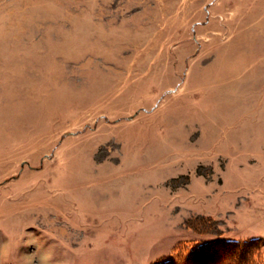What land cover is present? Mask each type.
Returning <instances> with one entry per match:
<instances>
[{"label":"rangeland","instance_id":"1","mask_svg":"<svg viewBox=\"0 0 264 264\" xmlns=\"http://www.w3.org/2000/svg\"><path fill=\"white\" fill-rule=\"evenodd\" d=\"M264 248V0H0V264Z\"/></svg>","mask_w":264,"mask_h":264},{"label":"trees","instance_id":"2","mask_svg":"<svg viewBox=\"0 0 264 264\" xmlns=\"http://www.w3.org/2000/svg\"><path fill=\"white\" fill-rule=\"evenodd\" d=\"M257 240H186L159 264H264V248Z\"/></svg>","mask_w":264,"mask_h":264}]
</instances>
